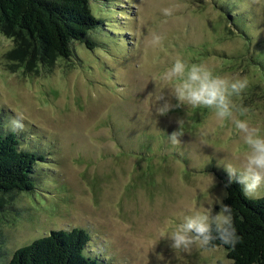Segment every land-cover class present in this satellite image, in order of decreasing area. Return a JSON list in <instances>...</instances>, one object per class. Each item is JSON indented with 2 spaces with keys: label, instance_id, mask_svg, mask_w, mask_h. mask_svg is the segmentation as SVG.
Returning a JSON list of instances; mask_svg holds the SVG:
<instances>
[{
  "label": "rangeland",
  "instance_id": "374dc122",
  "mask_svg": "<svg viewBox=\"0 0 264 264\" xmlns=\"http://www.w3.org/2000/svg\"><path fill=\"white\" fill-rule=\"evenodd\" d=\"M91 6L102 19L90 33L96 48L76 41L72 56L51 65L9 62L13 42L0 30V130L17 132L22 148L46 158L37 163L33 190L0 194V264L52 230L74 227L88 232V253L103 264L230 263L223 246L176 250L163 233L209 201L219 211L215 202L224 203L226 188L209 169L225 171L222 164L235 159L236 130L204 107L179 104L159 115L157 97L177 102L153 77L180 53L246 79L233 97L235 115L264 131V0ZM228 8L245 18L249 35ZM153 34L160 45H152Z\"/></svg>",
  "mask_w": 264,
  "mask_h": 264
},
{
  "label": "trees",
  "instance_id": "16d2710c",
  "mask_svg": "<svg viewBox=\"0 0 264 264\" xmlns=\"http://www.w3.org/2000/svg\"><path fill=\"white\" fill-rule=\"evenodd\" d=\"M91 1L0 0V30L13 42L6 53L9 62L19 67L35 63L51 65L59 57L72 56V44L76 41L89 49L96 48L90 33L102 24V19L93 12ZM217 5L224 10L222 4ZM227 11L244 25L240 32L249 35L245 18L233 14L229 8ZM45 159L43 154L22 148L17 132L0 130V194L33 190L37 163ZM209 172H215L226 188L224 203L231 206L240 237L235 247L222 245L218 239L213 242L214 247L226 249L231 260L228 264H264V196L248 198L241 185L235 182L229 185L226 171L212 167ZM89 242L90 235L80 227L52 230L18 248L7 264H103L88 253Z\"/></svg>",
  "mask_w": 264,
  "mask_h": 264
},
{
  "label": "clouds",
  "instance_id": "9594fccd",
  "mask_svg": "<svg viewBox=\"0 0 264 264\" xmlns=\"http://www.w3.org/2000/svg\"><path fill=\"white\" fill-rule=\"evenodd\" d=\"M164 13L171 15V10L164 9ZM161 41L159 34H153V46L160 45ZM153 78L168 85L171 97L177 102V105H173L165 95L157 97L159 115L169 113L179 104H186L194 108L210 109L219 125L231 121L238 135L233 148L235 159L222 164L229 185L232 182L238 183L246 197L261 198L264 190V131L260 127H253L247 119L237 118L233 102V97L247 87V80L217 74L206 62L191 63L180 53L172 57L170 65ZM170 136L176 142V131ZM215 203L219 205V211L209 201L207 206L193 208L178 220L170 221V230L165 229L163 233L170 241V248L188 251L195 246L208 250L214 247L213 242L217 239L222 245L235 247L240 237L234 225L231 206L219 199Z\"/></svg>",
  "mask_w": 264,
  "mask_h": 264
}]
</instances>
